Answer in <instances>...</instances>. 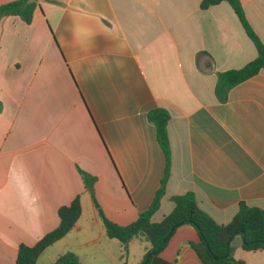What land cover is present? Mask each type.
<instances>
[{"label":"crops","instance_id":"crops-1","mask_svg":"<svg viewBox=\"0 0 264 264\" xmlns=\"http://www.w3.org/2000/svg\"><path fill=\"white\" fill-rule=\"evenodd\" d=\"M201 1L40 0L29 24L0 19V264H15L19 245L54 230L77 197L79 219L35 264L66 252L80 264H137L149 243L136 237L124 251L98 209L125 226L152 202L165 166L147 118L158 107L169 115L170 173L152 223L187 192L220 225L240 202L264 210V69L217 100V73L256 49L226 2ZM239 2L264 46V0ZM198 240L182 225L160 257L202 264ZM230 248L236 261L264 264V250H244L239 236Z\"/></svg>","mask_w":264,"mask_h":264},{"label":"trees","instance_id":"trees-1","mask_svg":"<svg viewBox=\"0 0 264 264\" xmlns=\"http://www.w3.org/2000/svg\"><path fill=\"white\" fill-rule=\"evenodd\" d=\"M39 1L14 0L0 5V19L5 16H16L24 23L29 24ZM220 2H226L232 8L243 31L256 49V57L243 67L217 73L214 93L219 102H225L230 88L264 69V46L248 24L239 0H202L200 7L206 9ZM147 118L154 126L156 141L165 159L160 186L149 207L139 213L136 220L128 225L119 226L112 223L98 209V216L104 226L105 236L117 240L124 251L133 238L140 237L148 242L149 248L137 264H174L163 260L160 253L176 229L182 225H190L196 231L199 240L190 246L202 264H243L241 261L234 260L231 255L230 243L237 236L242 239L244 250H264V210L249 207L243 202L239 203L238 210L231 221L220 225L200 209L194 194L187 192L172 196L170 198L174 204L172 211L160 222H151V216L158 209L164 195L165 184L170 173V146L166 129L169 115L165 109L158 107L150 110ZM80 174L84 186L96 203L92 193L94 178L83 172ZM80 214L78 197L69 205L60 207L57 211L58 226L33 246L19 245L15 264H35L44 249L70 232ZM51 264H80V262L77 255L66 252Z\"/></svg>","mask_w":264,"mask_h":264}]
</instances>
